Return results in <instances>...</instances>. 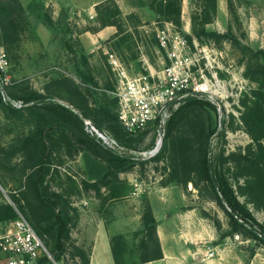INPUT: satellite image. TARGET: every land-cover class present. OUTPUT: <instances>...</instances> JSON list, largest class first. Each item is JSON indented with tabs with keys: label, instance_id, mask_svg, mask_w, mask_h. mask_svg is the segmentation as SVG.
I'll return each mask as SVG.
<instances>
[{
	"label": "rangeland",
	"instance_id": "1",
	"mask_svg": "<svg viewBox=\"0 0 264 264\" xmlns=\"http://www.w3.org/2000/svg\"><path fill=\"white\" fill-rule=\"evenodd\" d=\"M107 22L113 23V36L101 40L99 45L93 42L91 52H87L82 37L89 44V36ZM165 22L175 27L190 52L196 54V76L215 79L220 88L213 95L196 97L212 107L197 103L176 110L158 160H142L124 172L129 175L132 191L139 187L135 191L141 208L146 203L143 190L150 182L181 187L186 200L216 231L211 240L216 243L221 240L217 230H228L229 218L214 200L207 181L197 173L209 127L217 129L207 141L206 156L212 173L225 179L238 201L264 226V205L254 207L244 191L247 175L239 169L240 165L251 163L264 174V137L253 140L240 119L244 105L257 101L264 107V0H180L179 26L156 12L150 0H0V48L5 59L0 72L5 80L4 92L12 100L22 101L20 97L36 91L81 114L89 115L103 107L114 113V77L105 53L113 51L130 71H141V65L147 64L160 72L169 62L157 49L153 31ZM104 46L106 49L101 50ZM257 89L263 92L256 94L258 98L254 93ZM83 130L96 138L94 133L86 132L84 127ZM36 131H40L47 150L42 159L28 140ZM99 132L111 135L106 122ZM146 134L132 139L128 148L150 147L154 137ZM76 136L82 134L61 122L43 104L28 103L13 110L0 103V204L9 203L30 221L42 216L29 178H34L35 167L44 162L48 168L42 183L45 192L61 193L76 210L102 211L111 189L120 193L125 183L107 176L89 182V172L97 162H103L107 151L100 146L97 155H93ZM105 187L107 192L102 189ZM81 192L90 194L82 197ZM74 221L68 224L57 264H67L77 250L87 253L88 244L80 242ZM232 233L225 235L226 239L238 237L237 245L245 257L255 253L259 264H264L262 244L244 233ZM48 237L45 234V239ZM243 237L248 241L243 242ZM128 239L120 253L123 260L145 256L138 250L141 240L148 244V256L155 254L153 238L145 232ZM47 245L50 247L49 242Z\"/></svg>",
	"mask_w": 264,
	"mask_h": 264
},
{
	"label": "trees",
	"instance_id": "2",
	"mask_svg": "<svg viewBox=\"0 0 264 264\" xmlns=\"http://www.w3.org/2000/svg\"><path fill=\"white\" fill-rule=\"evenodd\" d=\"M150 2L154 4V9L156 10V12L163 15L164 17L169 18L175 23L176 26H179L180 0H150ZM4 3L8 2H3V4ZM107 17H110V15L107 14ZM107 25H113V23L107 22ZM187 40L190 41V38H187ZM0 88H2L3 90L5 88L1 72ZM254 93L256 98H258L256 94H263L260 89L255 90ZM5 94L10 99L12 98L6 92ZM20 99L22 100V104H43L44 107L51 111L54 115H56L59 120H61V122L68 124L78 132H80L82 136H76V140L83 144L91 154L97 155L98 148L102 145L99 143L97 138H94L91 135L89 136L84 132L82 119H80L71 109L67 108L61 103H58L57 101L51 100L48 96L36 91H29L24 96L20 97ZM0 103H2L1 95ZM197 103L207 104L208 106L212 107V105L208 103V101H201L195 97L185 99L184 102L173 111L168 121L166 122L164 126L161 146L158 150V153L153 157L154 160H158L165 149L166 138L168 137L169 132L173 126V116L176 110L184 105ZM6 105L10 109H15V107L11 106L10 103H6ZM244 106L245 110L241 113L240 119L246 126L251 138L256 141L260 137H264V107H262L257 101H254L253 105ZM81 115L85 119H88L90 117V120H88L98 131H101L102 123L106 122V127L110 131L111 136L115 138L120 144L127 147H131L127 144H129L132 139H135L136 137L144 133L142 132L135 136L128 135L118 123L115 111L114 113H111V111L106 107L101 108L97 112L94 111L91 114L89 113L90 116L86 113H82ZM216 130V128L209 127L205 134L206 149L204 150L203 148V150L200 151L202 152V156L197 161L199 163L197 173L199 174V177L201 179L207 181L213 193L214 200L220 207L223 208L224 212L229 218V229L220 232L219 238H222L232 232H240L248 235L250 238L258 241L264 246V226L254 219L250 211L243 203L238 201L235 193L227 184L225 179L217 173H212L211 171L210 164L206 156L207 141L209 136L216 133ZM28 140L33 143V146L39 152L40 159H42V157H46L47 150L40 131H36L32 135V137L28 138ZM259 144L260 143H258V146ZM106 151L107 157L103 160V162H97L95 165V169H92L88 174L89 177L94 178L95 181L102 180L106 176L107 178L113 177L116 179V174L118 172L130 169L136 163H142L141 160L120 156L108 149H106ZM47 169L48 168L45 163L42 162L41 165L35 167V170L33 171L34 178H29V183L31 185L34 197L42 207V211L44 214L32 219L33 221H30L24 215L23 216L32 226L38 237L41 239L45 248L52 256L53 260L57 262L61 258L63 253V240L68 233V224L76 218L77 214L76 209L68 203V201L62 196L61 193L45 192L42 187V183ZM239 169L241 173L244 172V174L247 175L244 185L245 193L250 196V200L253 203L254 207H262V205H264V174L259 170V168H256L251 163L240 165ZM107 182L109 181L107 180ZM239 189L243 188L239 187ZM111 190L112 191H110V193H119L118 189L113 188ZM241 193L243 194L244 192ZM220 196L223 198L224 204L221 202ZM12 200L14 201V198H12ZM14 217L15 211L13 210V207L9 203H1L0 224L2 223L1 225H3L5 222L12 220ZM140 219L141 228L137 231H134L132 235L134 236L135 234L145 232L147 236L153 238L154 246L156 249L155 254L152 256H148V244L146 241L141 240L138 243V250H142L145 256L142 258H138L137 260H123L120 253L122 252L126 239L119 234L112 235L110 236L109 240L114 264H137L140 262H145L147 260L157 259L161 256L157 239L155 237V221L151 215V211L147 202L142 207ZM42 222L43 224H41ZM217 228L219 227L217 226ZM45 234L49 235L48 239H45ZM46 241L49 242L50 247L49 245H47ZM75 255L83 262V264H87L88 259L86 253H84L82 250H77ZM37 264H50V262L48 259L43 257L38 260Z\"/></svg>",
	"mask_w": 264,
	"mask_h": 264
},
{
	"label": "built area",
	"instance_id": "3",
	"mask_svg": "<svg viewBox=\"0 0 264 264\" xmlns=\"http://www.w3.org/2000/svg\"><path fill=\"white\" fill-rule=\"evenodd\" d=\"M153 35L157 49L164 53L169 62L160 72L147 64L141 65V71H130L113 51L105 53L106 62L114 77L111 95L116 102L118 123L131 136L142 132H146V136L152 134V145L142 149L125 147L110 134L99 132L88 119H82L85 131L94 133L104 148L117 155L141 161L152 160L158 153L164 126L173 111L185 99L213 95L220 88L219 81H209L204 76H196L198 58L194 52H190L185 38L170 22H165L160 29H155ZM4 61V53L0 48V67ZM3 83L5 85L4 79ZM0 95L5 104L10 103L13 107L23 105L21 101L7 97L2 88ZM14 211L15 217L0 226V264H37L43 257L48 259L50 264H57L25 217L18 210ZM212 255V251L207 249V256ZM67 264L83 262L74 257L69 259Z\"/></svg>",
	"mask_w": 264,
	"mask_h": 264
},
{
	"label": "crops",
	"instance_id": "4",
	"mask_svg": "<svg viewBox=\"0 0 264 264\" xmlns=\"http://www.w3.org/2000/svg\"><path fill=\"white\" fill-rule=\"evenodd\" d=\"M114 32V26H103L92 37L89 36V44H87L89 41L82 37L83 45L86 46L87 52H91L90 44L96 42L99 45L101 40L112 37ZM92 46L94 48L95 45ZM104 49L105 46L101 48ZM124 171H121L122 174H117L119 181L125 183L124 190L118 194L110 193L102 211L94 213L89 209L76 210L79 218L76 217L73 223L76 224L75 232L78 230L76 233L80 234L81 241L78 237L79 241L84 240L88 244L87 264H114L110 236L119 234L128 241L131 234L141 228L142 208L137 198L138 193L135 191L139 187L132 191L129 175ZM94 180L88 177L89 182ZM102 189L104 192L108 191L106 187ZM143 191L155 221V237L161 256L137 264H259L254 256L255 253L251 254V257L249 255L245 257L244 252L237 245L240 242L238 237L226 239L224 236L221 242L212 243L216 231L209 227L192 203L186 200L185 192L181 187L161 185L152 181ZM87 194L90 192H81L82 197ZM217 232L219 234L218 230ZM234 234L239 235L232 233ZM243 239V242L248 241L245 237ZM134 240H137V237ZM79 241L77 240L76 243ZM207 249L212 251L211 257L207 256ZM1 258L0 254V263Z\"/></svg>",
	"mask_w": 264,
	"mask_h": 264
},
{
	"label": "water",
	"instance_id": "5",
	"mask_svg": "<svg viewBox=\"0 0 264 264\" xmlns=\"http://www.w3.org/2000/svg\"><path fill=\"white\" fill-rule=\"evenodd\" d=\"M57 102L63 104L60 101H57ZM63 105L66 106L67 108L71 109L80 119H84V117L79 112L73 110L69 105H66V104H63ZM220 199H221V202L224 204V200L221 196H220Z\"/></svg>",
	"mask_w": 264,
	"mask_h": 264
}]
</instances>
